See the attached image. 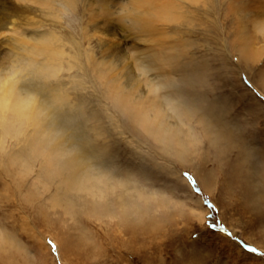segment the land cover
<instances>
[{"label":"rangeland","instance_id":"1","mask_svg":"<svg viewBox=\"0 0 264 264\" xmlns=\"http://www.w3.org/2000/svg\"><path fill=\"white\" fill-rule=\"evenodd\" d=\"M17 1L20 0H0V16H4L7 11L10 13L6 27L8 29L0 35L1 45L7 41L4 36L16 35L10 29L29 35L54 31L67 39L74 38L78 34V17L82 4L91 1V7L93 5L92 8L95 9L93 12L99 18L95 25L92 23L90 26V43L95 58L93 62L101 60L102 55L106 54V60L112 59L110 61L117 68H124L123 72L130 70L136 73V68L133 69L135 62L144 61L149 66H155L151 65L149 57L153 50L157 52L171 48L176 53L183 54L177 67L170 72L171 76L178 79L174 83L168 82L167 87L161 89L160 93H170L176 104L183 102L184 111H179L185 122L183 129L186 136L179 137H186L191 146L186 148L188 154L181 156L174 151L175 148L168 149L151 133L143 131L110 102L91 73L88 78L91 79L92 96L82 106L86 116L79 118L80 124L84 131L89 132L95 145H98L97 148L103 153L109 169L112 168L119 175H130V178L136 180L141 198H138V203L141 201L142 204L139 205L140 214L118 211L110 218L108 214L106 216L100 211L103 203H98L97 199L95 204L89 202L91 199L85 195V191L73 192L74 186L67 179L64 181V173L48 171L40 155H36L26 144L16 145L20 136L17 138L13 133H4L0 125V135L3 134L0 138H5L7 142L3 143L4 147L0 146V264H264V91L253 84V78L258 79L259 73L264 72V42L258 44L262 57L259 58L260 61L252 65L242 61L238 50L236 52L232 44V36L225 37L221 31L225 19L223 9L227 8L226 1L221 3L220 0H202L208 1V9L205 10L203 7H196L201 6L200 2L195 3L197 0H170V23L158 18V22L136 26L128 18L140 17L138 8L142 0H65L69 3L65 6L64 0H55L58 5L57 8L54 7L60 10V15L55 18H42L38 23L32 24L27 20V14L15 15ZM260 1L263 3L250 4L263 13L264 0ZM117 2H121L128 11L124 9L125 20H115L117 15L113 10ZM240 2L244 3V0ZM101 5L104 7L100 10ZM104 8L111 11L104 17L108 19L107 22H103L100 14ZM236 8L239 15L247 17L248 23L252 18L259 19L256 11H246L244 4ZM150 11L147 15L149 21L153 17L152 6ZM198 15H202V19L193 21V25L188 24L189 20L198 19ZM261 16L264 18V15ZM97 27L115 36L110 41H99L93 35ZM164 29L173 35H168ZM179 30L182 33L179 34ZM171 42L175 44L171 45ZM70 43L66 46L69 47ZM67 49L73 51L70 47ZM118 51L122 55H117ZM184 52H189L191 58ZM167 61L172 62L166 59L165 67L173 64ZM78 62L86 67L81 57ZM76 66L81 74L84 68L79 64ZM150 72L153 73L152 70ZM159 79L162 78L156 77L157 81ZM72 91L78 98L83 95L80 87L73 88ZM96 98L98 100L95 101ZM192 101L197 103L195 108H199L191 109L189 105H192ZM200 102L203 103L201 107ZM171 118L170 124L175 126L178 119ZM222 130L224 134L220 133ZM142 154L144 158L141 157ZM12 155L18 156L16 158ZM23 158L24 161L26 159L25 162ZM29 189L36 191L30 192ZM108 190L110 191L109 188ZM111 196L108 192V199ZM85 199L88 202L86 205L83 203ZM112 203L114 202L111 201ZM65 206L72 213L65 214ZM114 207L112 204L111 210ZM72 214L74 217H70ZM12 215L13 218H9ZM100 224L106 226L111 235L99 249H85L88 239L87 242L84 240L80 243L81 249H61L60 244L66 238L76 244L79 237L96 234Z\"/></svg>","mask_w":264,"mask_h":264},{"label":"bare ground","instance_id":"2","mask_svg":"<svg viewBox=\"0 0 264 264\" xmlns=\"http://www.w3.org/2000/svg\"><path fill=\"white\" fill-rule=\"evenodd\" d=\"M66 1L70 2V0H66ZM66 1L64 0V2H63L64 6H65V4L66 5L69 4ZM73 1L75 2L77 0H72V2ZM191 1H194V0H191ZM220 1H221V3L222 2L224 3L226 1V5H227V8L223 9L224 10V18H225L222 22V28H221V31L224 34L223 36H225V37L232 36V39H233L232 44L234 45L235 51H236V49L238 50V54H239L240 58L242 59V61L243 60L246 61L247 65H249V62L251 63V65L254 64L261 57V52H260V48L258 47V44L260 42H264V18H262L263 16H261V15H264V12L263 13L259 12L256 9V6L255 7L252 6L250 4V2H252V4L253 3L261 4V3H263V1H260V0H244V3L240 2V0H223V1L220 0ZM124 2H127V1H124ZM169 2H170V0H168V1L167 0H150V1L149 0H142L140 3V6L138 8V13H140V17H137V18L135 17L134 19H131V18H128V19H130V22L135 24V26L137 24L138 25H141V24L145 25L148 22H151V23L154 21L158 22L159 21L158 18L167 22L169 20L170 15H171L170 14L171 4ZM198 2L201 3V6L196 5V7L198 9H201L202 7L205 10L208 9V1L203 2L202 0H197L195 3H198ZM134 3L137 4V2H135V1H134ZM91 4H92L91 1H86L82 4L80 16L78 17V19H79L78 20L79 23L77 25L78 34L74 38L68 37L69 39H67L65 36H63L57 32H54V31H46V32H43L40 34L35 33V34L29 35L27 33L15 31L14 29L9 28L10 29L9 31L15 32L16 35L4 36L7 38V39H5L7 41L5 43H3L2 45L0 44V125L2 126V130L4 131V133H9V134L13 133L17 136V138H18V135L20 136V139L19 138L17 140L15 139L16 145L20 144V143L26 144L27 145L26 147L30 146L32 148V151L34 153H36V155H40L42 157L41 161L43 162L44 166L46 165L45 167H47L48 171L54 172V173H64V175H65L64 181L66 182V179H67L68 182H70L71 185L74 186L75 190H73V192L74 191H77V192H82V191L84 192L85 191V195L91 199V201H89V202L95 204V201L97 199L98 203H103L100 206V211L102 213H104L106 216L108 214L109 217L112 218L117 214L118 211L119 212L120 211H122V212L123 211H126V212L132 211L136 214H140L141 211H140L139 205H142V204H141V201H140V204L138 203L139 202L138 198L140 196L139 195L140 192L138 193V191H137L136 180L130 178L129 177L130 175L129 176L119 175V174H116L115 171L112 170V168L109 169L110 166L103 159V156H102L103 153L102 154L100 153V150L97 148L98 145L97 146L95 145L94 140L90 139V136L88 134L89 132L87 133L86 131H84L82 129L81 124H80L79 118L82 116L84 118L86 116V113L83 110L84 108L82 106L92 96L90 93V90L92 87L91 86V79H89V78H90L91 73H92L94 75V78H96V82H97L98 86H101V88L104 90V95L106 94L105 96L109 98L110 102L112 104L114 103L115 104L114 106L117 109L119 108L123 112V114L125 116H127L128 119L132 120L143 131H147L148 134L151 133L154 138H156L157 140L162 142L165 146L168 147V149L175 148L174 151L177 154L183 156L185 154H188V152L186 151V148H190L189 146H191L188 143L189 141L186 139V137H184V138L179 137V135H182V137H183V135L186 136V131L183 129L185 126V122L181 118V113L179 111V110H183V106H182L183 102L176 104V102H174L175 101L174 98H172L170 93H164V94L160 93L161 89L167 87L168 82L174 83L176 81V79H178V78L175 79L173 76H171L170 72H172L173 69H175L177 67V65L179 64V61L182 58L183 54L178 53V52L176 53V51L174 50L175 51L174 52L173 49H171V48H169L168 50L167 49L165 50L162 48L165 51H161V49H160V51H157V52H155L153 50L154 49L153 48L152 49L153 54H151L149 57H150V62L152 63L151 65H155V66H149L144 61L143 62H140V61L135 62L134 63L135 67L133 69L136 68V70H137L136 73H132V72H130V70H128L127 72H123L124 68H122V67L117 68L115 63L113 61H110L112 59L106 60V54L102 55L101 60L93 62V60H95V58H94V53L92 52L91 43H90L91 38H92V34H91L92 31H90L91 30L90 26L92 23L95 25L97 23L96 20H99V18H98V15H95V13L93 12V10H95V9H93L94 8L93 5H92L93 8L91 7ZM243 4L245 5L244 9L246 11L255 10L256 14L259 15L258 16L259 19L252 18L250 23H248L249 20L247 21V19H246L247 17L239 15V12H238L236 6L241 7ZM57 5L58 4H56L55 0H20V1H17V3H16L17 13L15 15L27 14V20L29 19L30 24L38 23L37 21L42 19V18H55V17L59 16L60 10L56 9ZM54 6H56V8ZM60 6H61V3H60ZM126 6L128 7L127 4H126ZM151 6L153 7V17L151 18V21H149L147 19V15L151 12L150 11ZM103 7H104V5H101L100 10ZM124 9L125 8H123V5L121 4V2H117V4L114 6L113 12L116 13V15H117L115 18L116 21H122L123 19L125 20L123 15L125 14L124 13L125 10L127 11V9H125V10ZM109 10L104 8V11L100 12V14L103 16L102 17L103 19H104L105 15H107L108 13L111 12ZM179 13L181 15V12H179ZM196 15H197V13H196ZM5 16H6V19L4 18ZM9 16H10L9 11H7L4 16H0V35L4 34V32H6L5 29H8L6 27L9 24V20H8ZM202 17H203L202 15H198V19L194 18L193 20H189L188 24H192L193 21L200 20V19H202ZM101 21H102V19H101ZM107 21H108V19L103 20V22H107ZM168 23H170V21H168ZM114 24H112V26H114ZM176 25H177V23H176ZM192 25L190 27H193ZM168 26H169V24H168ZM122 27L123 26L121 25V28ZM167 28H169V27H167ZM124 29H126V28H124ZM165 30L166 29H164V31ZM145 32L147 33V31H145ZM145 32H143V33H145ZM165 32H167V30ZM180 32L181 31L179 30V34H180ZM185 32H183V33L185 34ZM167 33H168V35H171V34H169V32H167ZM167 33H165V34H167ZM174 34H175V30H174ZM93 35L95 37H97L99 41H104V42L110 41V39H112V37L115 36L113 33H107L105 31H103L102 29L99 30L98 27L95 29V32ZM122 37H123V35H122ZM176 37H174V38H176ZM186 38H188V37H186ZM191 38L192 37H190V39ZM225 39H227V38H225ZM168 41H169V39H168ZM168 41H167V43H168ZM170 41H171V38H170ZM176 41H178V40H176ZM69 42H71V43L68 46L70 47V49H73V51L67 49L69 47H67L66 45ZM179 43H181V42H179ZM174 44H172V42H171V45H174ZM171 45H169V46H171ZM115 48H117V47H115ZM113 50H115V49H113ZM118 52H117V55L120 54V52L119 53ZM130 52H129V54H130ZM181 52H183V51H181ZM120 55H122V54H120ZM186 55H187V57L191 58L189 52ZM80 57L83 59V61L86 64L85 68H84L83 63L78 62ZM121 58H122V56H121ZM185 58L186 57H184V59ZM96 59H98V58H96ZM166 59L172 61V62L167 61L168 63H173V64L167 66L169 69L167 67H165L167 64ZM64 63H66L67 65H64ZM156 63H159V64L157 65ZM77 64H79L80 67L84 68L82 70L83 72H81V74H79L80 69H78L77 66L75 67V65H77ZM174 64H175V66H174ZM124 66H128V65H124ZM243 67H244V65H243ZM152 68H154V69H152ZM249 69H250V66H249ZM151 70L153 73L150 72ZM258 71H259V69H258ZM155 76L161 77L162 79L161 80L159 79L157 81ZM92 84H94V83H92ZM253 84L264 91V72L259 73L258 79L253 78ZM94 86H95V84H94ZM239 86H240V84H239ZM72 87L73 88H79L80 87L83 90V95L81 98H78L76 95L73 94V91H72L73 88ZM182 87H183V85H182ZM175 89H177V87ZM98 90H100V89H98ZM96 91H97V89H96ZM175 92H177V91H175ZM100 95H101V93H100ZM102 95H103V92H102ZM195 95H197V94H195ZM102 98L104 99V97H102ZM188 99L190 100L191 98L188 97ZM215 99H217V98H215ZM96 100H98V99L96 98L95 101ZM255 100L260 104V107H262L261 106L262 104L257 100V98ZM184 103L186 104V101ZM104 104H106V103H104ZM196 104L197 103L195 101H192V105H189V106L191 107V109H193V108H195ZM199 105L201 107L203 105V103L200 102ZM217 105H219V104H217ZM197 108H199V107H196L195 109H197ZM200 112H203V110H201ZM106 114H108V113L106 112ZM211 115H212V113H211ZM217 116H219V115H217ZM171 117L178 119V123H176L175 126L173 124H170L171 121H169V119ZM91 118H93V117H91ZM107 118H108V116H107ZM113 119H115V118H113ZM208 121H210V120H208ZM99 126H98V128H99ZM27 128H28V131H27ZM90 128H92V127H90ZM95 128L97 129V127H95ZM117 128L118 127H116V129ZM191 128H192V125H191ZM217 128H218V126H217ZM1 132L2 131H0V134H1ZM220 133H223V130ZM228 134H231V133H228ZM2 135H0V137ZM122 135L126 136L125 134H122ZM142 135H144V134H142ZM94 136L95 135H93V137ZM229 136H231V135H229ZM133 137H131V138H133ZM150 138H151V136H150ZM4 139L0 138V146H2V147H4L3 146L4 142L7 143L6 139L5 140ZM232 139H230V140H232ZM156 143H158V142H156ZM226 143H228V142H226ZM128 144H129V142H128ZM141 144L143 145V143H141ZM236 145H238V144H236ZM14 146L15 145H13V147ZM197 146H198V144H197ZM136 147H137V145H136ZM230 147L232 148V145ZM240 147L241 146H239V148ZM16 148H18V147H16ZM241 149H244V148L241 147ZM19 150H21V148ZM175 152H173V153H175ZM246 152H249V151H246ZM28 153H31V152H29V150H28ZM143 153H144V151H143ZM220 154H221V152H220ZM241 154L242 153H240V155ZM153 155H155V154H153ZM12 156H14V155H12ZM12 156H10V157H12ZM17 156H14V157L17 158ZM3 157L5 158V156H3ZM8 157H9V155H8ZM22 157L23 156H21V158ZM141 157H143V154ZM223 157H225V156H223ZM250 157H252V156H250ZM13 160H11V161H13ZM23 161H24V158H23ZM25 161H26V159H25ZM57 168L60 170H56ZM137 169L139 170V167ZM39 172H41V171L39 170ZM24 175H26V174H24ZM40 176L43 177L42 175H40ZM251 176H253V175H251ZM244 177H247V176H244ZM54 179H56V178H54ZM49 187L51 188V186H49ZM248 187H250V186H248ZM107 188H109L110 191L109 190L107 191ZM32 191L35 192L36 190L32 189ZM32 191L30 190V192H32ZM108 192H110V194L112 195L111 199H108V197H107ZM31 194H33V193H31ZM55 196H56V194H55ZM74 196H75V194H74ZM56 197L58 198V196H56ZM82 197H83V195H82ZM63 199H65V198H63ZM139 199H141V198H139ZM111 201L114 202L112 204L115 205L114 209H112V210H111V205H112ZM74 202H75V200H74ZM78 202H77V204H78ZM83 203L86 205L88 202L86 203V199H85V201H83ZM106 203H108V206L106 205ZM9 204L11 205V203H9ZM5 206L8 207L7 204ZM33 207H34V205H33ZM72 207H73V205H72ZM76 207L78 208V206H76ZM78 209H80V208H78ZM86 209H88V208H86ZM93 209L95 210V208H93ZM17 210L19 212V209H17ZM17 210H15V211H17ZM64 211H65L64 212L65 214H69L70 212L72 213V211L67 206L64 207ZM22 212L24 213V211H22ZM9 214H11V213H9ZM12 214H13V212H12ZM201 214H203V213H201ZM17 217H20V216H17ZM27 217H29V215ZM70 217H74V214H72ZM9 218H13V215H12V217H9ZM64 218H65V216H64ZM36 222H38V221L36 220ZM13 223H12V225H13ZM25 223H27V221ZM26 226H28V225H26ZM110 235H111V233H110V231H108L106 226H104L103 224H100V229L97 231L96 234H90V237H88V236L79 237V239L77 240V243L75 242L76 244H73L70 240L68 241V238H66L65 240L62 239L64 241L63 243H61L60 241L59 242L61 243L60 247L63 251H65L67 249H81L80 243L84 242V240H85V242H87L86 239H88L89 241H88V243H86L87 246L85 249H99L100 245ZM58 246H59V244H58ZM0 251H1V249H0Z\"/></svg>","mask_w":264,"mask_h":264}]
</instances>
